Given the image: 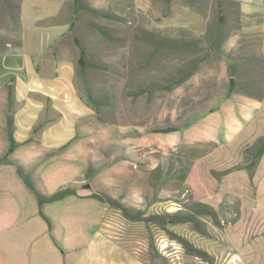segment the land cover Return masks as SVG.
<instances>
[{"label":"rangeland","instance_id":"obj_1","mask_svg":"<svg viewBox=\"0 0 264 264\" xmlns=\"http://www.w3.org/2000/svg\"><path fill=\"white\" fill-rule=\"evenodd\" d=\"M18 3L0 0V51L19 45ZM69 6L75 84L90 109L80 124L79 155L90 166L88 183L131 216L178 215V223L132 221L108 203L149 264H235L224 232L238 220L240 204L231 194L215 201L225 167L193 165L219 145L217 112L229 119L234 109L250 104L251 112L252 101L264 98V0ZM75 39L86 51L84 69ZM5 143L0 138V150ZM258 149L246 147L235 167H249ZM199 202L214 206L218 221L201 213ZM192 216L199 221H187Z\"/></svg>","mask_w":264,"mask_h":264},{"label":"crops","instance_id":"obj_2","mask_svg":"<svg viewBox=\"0 0 264 264\" xmlns=\"http://www.w3.org/2000/svg\"><path fill=\"white\" fill-rule=\"evenodd\" d=\"M69 2L19 0V45L0 51V138L6 140L0 156L11 132L19 145L0 164V264H149L124 237L119 214L92 197L90 166L79 157L80 124L90 109L75 84ZM252 105L251 112L250 104L234 109L229 119L223 110L214 115L219 145L193 165L225 167L224 191L215 201L231 194L240 204L238 220L224 232L235 264H264V153L252 177L248 167H235L264 136V98ZM25 179L43 194L64 187L76 194L41 206Z\"/></svg>","mask_w":264,"mask_h":264},{"label":"trees","instance_id":"obj_3","mask_svg":"<svg viewBox=\"0 0 264 264\" xmlns=\"http://www.w3.org/2000/svg\"><path fill=\"white\" fill-rule=\"evenodd\" d=\"M80 2V0H75V6L78 5V3ZM75 28V24L74 22H72L71 24V30H74ZM75 43L76 45L80 48V58L78 60L79 65L81 66L82 69H84L87 66V61H86V51L85 49L82 47V45L80 44V41L78 39H75ZM89 97L91 99V101L93 100V97L91 94H89ZM12 124V123H11ZM19 145L15 142V140L12 137V132L10 134V148L8 150V152L5 154V159L0 160V164H5V163H9L8 159L9 156L14 152V150L18 147ZM255 146H259V149L257 150V152L255 153V159L252 162V164L249 165L248 169L250 172L251 177L253 176L254 173V169L259 161V159L261 158L262 154L264 153V136L260 137L257 142L255 143ZM53 156V155H51ZM90 169V168H89ZM89 171L87 170L86 172V179H90L91 176L89 175ZM19 172L21 173V175H23L22 170ZM27 185L34 191V193L36 194L38 200H39V204L42 206L44 203L47 202H54L57 200H61L69 195H73L76 194V191L69 188V187H64L62 189H60L58 192L54 193V194H43L41 192H39L38 190L35 189V187L33 186L32 183H30L28 181V179H25ZM93 198H96L102 202L105 203H109L112 207L120 209L124 216L132 221H144V222H154V223H160L163 224L165 221L169 220L172 221V223H178L180 220L177 219L178 215H172V214H167L166 216H160V215H152L149 217H145L143 214H139V216H131L130 214V210L128 209V207H126L123 204H119L113 200H107L104 199L100 194L97 193H93L92 194ZM197 206L199 207V211H201V213L207 214L211 217H213L215 220L218 221V212L214 209V207L205 204V203H197ZM199 221L195 216L191 217V220H187V221ZM185 221V220H184ZM188 249H191L190 246H187ZM198 253L202 254L201 251H199Z\"/></svg>","mask_w":264,"mask_h":264}]
</instances>
